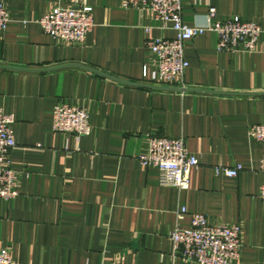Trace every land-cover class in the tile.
<instances>
[{"label":"crops","instance_id":"crops-1","mask_svg":"<svg viewBox=\"0 0 264 264\" xmlns=\"http://www.w3.org/2000/svg\"><path fill=\"white\" fill-rule=\"evenodd\" d=\"M1 1L10 21L0 32V108L15 118L18 182L14 197H0V248L20 264H196L176 255L170 232L203 213L242 225L229 264H264V142L248 133L264 123V0H183L189 25H206L213 7L262 32L252 53L218 51L211 31L187 40L189 65L173 85L155 82L146 41L175 31L151 9L90 0L94 25L72 44L38 22L58 0ZM61 102L87 109L89 134L54 131ZM148 134L185 138L199 159L188 189L160 184L159 170L140 163ZM236 163V177L215 172Z\"/></svg>","mask_w":264,"mask_h":264},{"label":"built area","instance_id":"built-area-1","mask_svg":"<svg viewBox=\"0 0 264 264\" xmlns=\"http://www.w3.org/2000/svg\"><path fill=\"white\" fill-rule=\"evenodd\" d=\"M124 7L151 9L163 27L170 25L174 37L154 36L146 41L156 70L157 84H178L189 65L184 46L190 40L206 31L217 36L218 51H243L252 53L257 45L262 29L258 22L242 19L234 15L227 19L216 17L215 8L208 13L206 25H189L183 18V0H123ZM10 21V13L4 1L0 0V32ZM42 31L55 39L68 43H82L92 29L93 6L90 0H58L38 21ZM180 86L183 84L180 83ZM15 118L0 108V197L8 200L17 194L15 189L18 173L11 167L10 152L16 146L13 124ZM52 127L56 132L72 133L77 138L90 133L89 113L81 105L57 103L53 109ZM251 138L264 142V123L249 127ZM144 167L159 170V183L188 189L191 173L199 165L196 155L186 147L184 137H168L155 134L146 136V148L139 154ZM243 169L241 163L231 167H215L217 174L238 176ZM259 171L264 173V153L260 159ZM264 199V184L259 190ZM188 214L182 206L177 212L181 220ZM176 255L196 264H229L231 259H239L242 246V225L240 223H211L203 213H190V224H176L170 232ZM0 264H20L11 256L7 248H0ZM128 264V263H117Z\"/></svg>","mask_w":264,"mask_h":264}]
</instances>
